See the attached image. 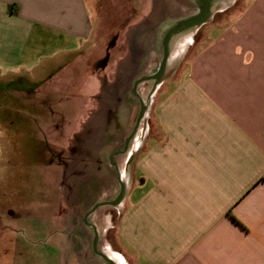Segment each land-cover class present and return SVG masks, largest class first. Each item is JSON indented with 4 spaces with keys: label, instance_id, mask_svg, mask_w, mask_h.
<instances>
[{
    "label": "crops",
    "instance_id": "crops-1",
    "mask_svg": "<svg viewBox=\"0 0 264 264\" xmlns=\"http://www.w3.org/2000/svg\"><path fill=\"white\" fill-rule=\"evenodd\" d=\"M222 1L0 0V116L25 106L45 137L37 181L45 197L27 223L0 221L13 233L11 255L0 239V263L103 264L97 232V250L115 264H264V0H243L242 11L223 17L231 5ZM196 17L208 19L198 27ZM95 33L125 41L116 71L137 70L138 80L163 71L142 150L128 159V179L117 171L126 192L115 227L112 211L87 214L119 193L103 201L96 179L70 187L85 173L70 137L84 132L85 60L96 48L85 45ZM114 46L109 64L97 61L105 70ZM146 82L148 99L156 83ZM143 83L134 92L140 104ZM30 199L25 208L38 204ZM23 231L48 235L43 261L23 253Z\"/></svg>",
    "mask_w": 264,
    "mask_h": 264
},
{
    "label": "rangeland",
    "instance_id": "rangeland-1",
    "mask_svg": "<svg viewBox=\"0 0 264 264\" xmlns=\"http://www.w3.org/2000/svg\"><path fill=\"white\" fill-rule=\"evenodd\" d=\"M235 1L230 0L227 6L231 5V8L223 15H219L222 17L232 16L242 11L243 0H239L233 6L232 4ZM222 2L225 3L226 0ZM97 26L99 27L100 25H95V27ZM96 34L85 45L86 50L92 45H95L96 48L88 52L85 60L87 90L85 98L84 132L78 136V139L77 136L70 137V142L73 145L79 144V150L81 151L83 149L79 153L71 152L74 154L73 156L80 154V157L84 158L80 162L79 170L85 173L82 174L83 177L71 179L70 187L72 189L78 188V186L81 188L83 184L88 189L92 186L91 182L95 179L97 181L100 180L102 194L107 195V198H103V201H107L110 200L109 198L113 199L116 197L120 191L116 180L117 171L120 173L121 179H128L127 176L129 173L126 171L128 159L133 152H135V155H138L142 150V129L145 128L147 130L149 126L147 116L152 109L150 105L145 118L137 125L141 104L139 99L134 95V90L136 82L141 78V72L137 70L126 71L125 66H122L123 68L120 67L116 71L118 60L127 51L125 41H100ZM113 46L114 49L112 51L114 55L112 57L111 67L105 70L104 64H97V61L100 57L102 60L108 58L107 64H109L111 60L110 48ZM75 56L71 54L70 59H73ZM59 58L62 57L59 56ZM135 68L136 65H134ZM94 82H97L98 85L95 89L92 88ZM27 85L23 84V88H28ZM150 85L152 83L144 82L140 88L145 101L150 91ZM91 88L92 90H89ZM28 112L27 107L23 106L21 111H17V114L4 112L0 116V151L3 152V165L0 169V179L3 181L0 185V212L2 214L0 221H3L7 228L12 227L14 223H27L29 221L28 219L32 217L27 216L26 212L28 210H39L42 205L41 201L45 197L43 194L44 190L41 189L45 186L37 184V181H39L42 175V170L39 167L40 163H42L40 150L45 144V137L41 135L43 134L40 130V126H42L41 121L28 119L26 117ZM80 123H83V121H80ZM133 131H135L133 137L128 138ZM57 138L61 142L64 136L60 135L58 137L55 135L54 139L56 140ZM57 152L58 150H55L54 153L58 154ZM58 161V159H54V163ZM132 166L133 161L129 164V168L132 169ZM76 170L73 167L72 171L75 172L74 175H76ZM77 181L80 182L79 185L78 183L74 184ZM81 182L83 183L81 184ZM46 187L50 189L51 185L48 184ZM25 198H31L30 201L35 202V204L38 202V204L32 208H25L21 201ZM120 206H105L99 208L103 212H113V227H115V221L122 212ZM15 212L21 215H16ZM114 230L115 228L111 230V233L110 231L108 232L107 238L114 239ZM12 234L8 229L4 231L0 230V239L7 246L5 255L12 254V248L10 247L13 243L12 238H10ZM47 237L48 235L42 233L34 236L27 231L20 232L18 235L20 242L24 245L22 248L23 253L29 254L30 252H34L35 255L41 257L40 261L44 260L46 256L45 251H48ZM105 238L103 237L99 242V248L101 249H103L102 246L104 245ZM1 250L0 248V255L4 253ZM57 261L59 262L60 260ZM101 261L103 264H107L102 259ZM37 264L52 263L42 262Z\"/></svg>",
    "mask_w": 264,
    "mask_h": 264
},
{
    "label": "water",
    "instance_id": "water-1",
    "mask_svg": "<svg viewBox=\"0 0 264 264\" xmlns=\"http://www.w3.org/2000/svg\"><path fill=\"white\" fill-rule=\"evenodd\" d=\"M218 10H219V9L217 8L216 11H218ZM210 15H211V13H210ZM207 19H208V17L205 18V19H203L202 17H196L195 19H193V24H194L195 26L200 27V26H201V25H202ZM162 75H163V71L160 70V72H158L156 75L151 76V77H147V78H145V79H140V80H138V81L136 82V85H135V91H134L135 93H136V88H137V86H138L139 84H141L142 82H145V81H155V83H156V84L154 85V87H153V89H152V91H151V94H150V96L148 97L147 101H146V102L141 101L140 112H139L138 119H137V125H139L140 122L145 118V116H146V114H147V111H148V108H149V106H150L151 98H152V96H153V94H154V92H155V90H156V86H157V84H158L159 81L161 80ZM136 129H137V128H136ZM136 129H135V131H136ZM135 131H134L133 135L135 134ZM133 135H132L130 138H132ZM126 147H127V143H126ZM131 160H132V158L130 159V162H131ZM128 165H129V164H128ZM125 192H126L125 185H124V184H121V189H120V192H119L118 196L116 197V199H114L113 201L102 202V203H98V204H96V205H95V206L89 211V213L87 214V216L90 215L91 213L95 212L98 208H100V207H102V206L118 207L119 205L122 204V202H123V200H124ZM97 243H98V234H97V232H95V240H94V251H95V253H96L98 256H100V257H101L104 261H106L107 263H109V264H115L114 261H112V259H111L108 255H106V254H104V253H102V252H99V251L97 250Z\"/></svg>",
    "mask_w": 264,
    "mask_h": 264
},
{
    "label": "bare ground",
    "instance_id": "bare-ground-1",
    "mask_svg": "<svg viewBox=\"0 0 264 264\" xmlns=\"http://www.w3.org/2000/svg\"><path fill=\"white\" fill-rule=\"evenodd\" d=\"M116 257H118L122 262H124V259L121 256L116 255Z\"/></svg>",
    "mask_w": 264,
    "mask_h": 264
}]
</instances>
